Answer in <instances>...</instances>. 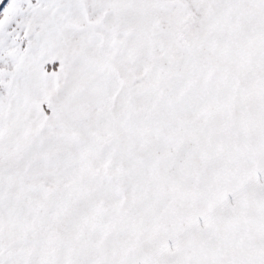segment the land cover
<instances>
[{"label":"snow or ice","instance_id":"1","mask_svg":"<svg viewBox=\"0 0 264 264\" xmlns=\"http://www.w3.org/2000/svg\"><path fill=\"white\" fill-rule=\"evenodd\" d=\"M0 264H264V0H0Z\"/></svg>","mask_w":264,"mask_h":264}]
</instances>
